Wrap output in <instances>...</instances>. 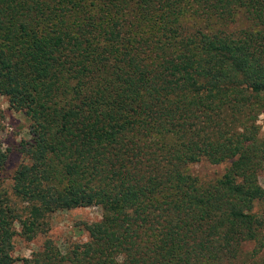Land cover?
<instances>
[{
  "label": "trees",
  "instance_id": "1",
  "mask_svg": "<svg viewBox=\"0 0 264 264\" xmlns=\"http://www.w3.org/2000/svg\"><path fill=\"white\" fill-rule=\"evenodd\" d=\"M1 97L30 138L10 174L0 142V264H264V0H0Z\"/></svg>",
  "mask_w": 264,
  "mask_h": 264
},
{
  "label": "rangeland",
  "instance_id": "2",
  "mask_svg": "<svg viewBox=\"0 0 264 264\" xmlns=\"http://www.w3.org/2000/svg\"><path fill=\"white\" fill-rule=\"evenodd\" d=\"M0 108L3 111V129L0 132V142L3 150H6L8 154L6 174H10L21 161L18 145L22 140L30 138L29 121L23 113L10 109L4 97L0 98ZM258 120L259 125L262 126L261 132H264V115H260ZM226 166L228 163L211 165L204 161L192 166L190 171L201 180H211L220 177ZM263 180L264 172L260 175L262 183ZM101 216V209L97 206L55 212L45 220L41 232L34 240L26 242L19 238L15 239L13 256L17 260L30 258L32 252H36L46 239L52 240L62 250L73 242H85L88 239V234L83 229L84 225L99 221ZM252 248L253 244H248L244 249L251 251ZM263 252L264 249L260 254L261 256H263ZM15 264H22V262L21 260L16 261Z\"/></svg>",
  "mask_w": 264,
  "mask_h": 264
}]
</instances>
